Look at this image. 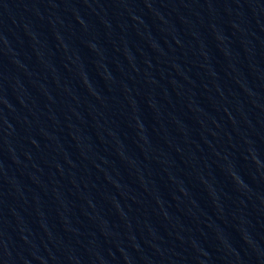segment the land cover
<instances>
[{
    "label": "water",
    "instance_id": "1",
    "mask_svg": "<svg viewBox=\"0 0 264 264\" xmlns=\"http://www.w3.org/2000/svg\"><path fill=\"white\" fill-rule=\"evenodd\" d=\"M75 264H264V0H110Z\"/></svg>",
    "mask_w": 264,
    "mask_h": 264
}]
</instances>
